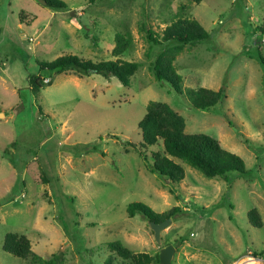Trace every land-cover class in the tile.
Masks as SVG:
<instances>
[{"label": "rangeland", "instance_id": "rangeland-1", "mask_svg": "<svg viewBox=\"0 0 264 264\" xmlns=\"http://www.w3.org/2000/svg\"><path fill=\"white\" fill-rule=\"evenodd\" d=\"M64 1L66 9L0 0V264H134L111 250L107 242L114 239L152 257L142 264H160L156 254L168 243L175 246L172 264H203L208 249L215 264L263 250L264 67L257 53L264 55V40L253 27L264 23V0ZM179 14L209 32L184 44L173 60L183 84L224 88L225 96L208 109L188 105L151 69L165 44H151L146 27L160 31ZM117 30L131 38L121 57L139 62L129 85L113 75L76 80L73 72L39 69L38 60L65 53L114 58ZM39 72L50 80L35 91L28 77ZM150 99L169 102L184 116L186 131L215 136L243 157L248 171H230L226 182L177 158L185 171L179 182L152 171L151 159L132 145L141 141L138 121ZM155 149L163 150L160 139L144 153ZM68 152L75 155L70 162L60 157ZM24 169L28 176L40 172L48 189L32 182L25 192ZM134 200L157 212L179 207L161 229L160 243L148 218L129 215ZM251 208L260 227L249 219ZM7 231L25 233L31 254L5 251Z\"/></svg>", "mask_w": 264, "mask_h": 264}, {"label": "trees", "instance_id": "trees-1", "mask_svg": "<svg viewBox=\"0 0 264 264\" xmlns=\"http://www.w3.org/2000/svg\"><path fill=\"white\" fill-rule=\"evenodd\" d=\"M95 1L98 0H88L90 3ZM192 1L199 2L200 0ZM45 4L53 9L67 8L64 0H46ZM253 30L259 32L264 40V23L253 27ZM208 35L209 32L196 18L180 14L160 31H156L151 26L146 27V36L151 44H165L151 62L154 76L159 81L168 82L176 92L184 96L188 105L201 109H208L219 102L225 96L224 88L220 86L213 89L204 85L194 87L183 84L182 76L177 71L173 60L184 44L205 39ZM130 40L128 31L117 30L111 49L114 58L92 60L75 53H65L51 60H38L39 69L49 72L68 71L79 75L90 73L101 74L105 77L113 75L122 84L129 85L130 76L139 65L136 60L121 57L129 47ZM256 42H260L259 38ZM257 46L260 45L257 44ZM257 58L264 67V55L260 51L257 53ZM44 77L46 75L42 76L40 72L29 75V86L35 91L38 90L44 84ZM138 127L141 130V141L132 143V145L145 158L151 159L149 167L152 171L158 172L171 182H179L185 174L183 165L175 158L186 162L205 176L222 175L226 182L229 181L228 172L235 171L236 174H244L248 171L243 157L222 146L215 136L202 131H186L184 116L167 101L148 100L145 112L138 121ZM159 139L162 141L163 150H152L148 157L144 153L145 149ZM178 209L179 207L174 206L168 211L157 212L141 200L130 201L127 205L129 215L139 212L149 220L155 221L169 217ZM248 216L253 225L259 227L262 225L256 208H251ZM107 244L117 256L130 259L134 264L146 263L152 258L146 252H132L118 239L108 241ZM2 248L13 255L26 257L31 254V240L25 233L7 231L4 234ZM263 252L264 249L253 250L255 255ZM155 258L160 263L158 253ZM107 262L110 264L109 261Z\"/></svg>", "mask_w": 264, "mask_h": 264}, {"label": "crops", "instance_id": "crops-1", "mask_svg": "<svg viewBox=\"0 0 264 264\" xmlns=\"http://www.w3.org/2000/svg\"><path fill=\"white\" fill-rule=\"evenodd\" d=\"M66 72H68V71H66ZM74 73V72H73ZM85 74H83V75H79V74H76V73H74V77H75V79L76 80H79L78 78H82L83 76H84ZM12 89L14 90V92H17L18 93V89L15 87V86H13L12 87ZM13 106H17L16 104L15 105H12L10 108H12ZM10 114H12V113H10ZM10 114H8V115H10ZM4 115H2V114H0V117H3ZM5 117H7V116H5ZM63 128V127H62ZM65 139H66V137H65ZM65 139H62L63 140V143L66 141ZM23 140V139H22ZM14 142V141H13ZM60 144V143H59ZM80 155V154H79ZM74 154L73 153H71V152H68V153H66V154H62V153H60V157H63V159H64V161H66V162H70L73 158H74ZM64 161H62V162H64ZM63 164H65V162L63 163ZM27 165V164H26ZM27 167L28 166H26V168L25 169H27ZM24 169V172H23V174H24V182H23V190L26 192V188H28L29 187V185L32 183V182H37V183H40V188L41 189H43V191H45L46 189H48V185L46 184V178L44 177V176H42L41 174H40V172H38V173H36V175H31V176H28V174H27V171ZM90 170H92V169H90ZM84 172L86 173L87 171L86 170H84ZM26 187V188H25ZM45 187H47V188H45ZM31 203V202H30ZM32 204V203H31ZM212 254L214 255V253H212L211 252V250H207L206 251V253H205V257H204V261H203V264H213L214 262H211V260H212ZM192 256H194V254H192ZM190 260H196V259H194V258H191ZM213 261V260H212ZM221 262V261H220ZM172 263V262H171ZM194 264H198V263H201V262H198V261H196V262H193ZM222 263V262H221ZM215 264V263H214Z\"/></svg>", "mask_w": 264, "mask_h": 264}, {"label": "water", "instance_id": "water-1", "mask_svg": "<svg viewBox=\"0 0 264 264\" xmlns=\"http://www.w3.org/2000/svg\"><path fill=\"white\" fill-rule=\"evenodd\" d=\"M42 3H46V0H38ZM70 14H73V10L70 11ZM2 114V113H0ZM171 222L170 217H166L160 221H155V220H148L149 226L153 230L154 238L156 242L160 243L161 242V229L166 227L169 223ZM175 251V246L172 243H168L164 246L160 247L158 257H159V262L160 264H172V255Z\"/></svg>", "mask_w": 264, "mask_h": 264}, {"label": "built area", "instance_id": "built-area-1", "mask_svg": "<svg viewBox=\"0 0 264 264\" xmlns=\"http://www.w3.org/2000/svg\"><path fill=\"white\" fill-rule=\"evenodd\" d=\"M49 80H50V76H46L43 78L44 82H48ZM247 259H251L253 262H258V263L264 262V252L255 255L251 249H247L244 258L240 260L234 259L229 264H246L245 262Z\"/></svg>", "mask_w": 264, "mask_h": 264}]
</instances>
